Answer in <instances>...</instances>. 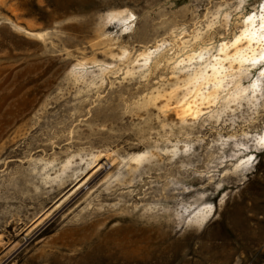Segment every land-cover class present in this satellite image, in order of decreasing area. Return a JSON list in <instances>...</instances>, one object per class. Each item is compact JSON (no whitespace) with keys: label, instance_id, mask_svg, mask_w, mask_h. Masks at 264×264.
<instances>
[{"label":"rangeland","instance_id":"obj_1","mask_svg":"<svg viewBox=\"0 0 264 264\" xmlns=\"http://www.w3.org/2000/svg\"><path fill=\"white\" fill-rule=\"evenodd\" d=\"M260 1L0 0V264H264V95L187 123L166 99L175 57L211 59Z\"/></svg>","mask_w":264,"mask_h":264},{"label":"bare ground","instance_id":"obj_2","mask_svg":"<svg viewBox=\"0 0 264 264\" xmlns=\"http://www.w3.org/2000/svg\"><path fill=\"white\" fill-rule=\"evenodd\" d=\"M133 17L134 14L130 10L119 9L108 12L105 20L113 23L115 21L116 24L118 23L120 25L119 27L123 33H127L132 29L131 20ZM163 45V42H157L153 48H146L139 52L132 62L131 68L127 71H131L135 67L142 69L150 66L153 58L161 52ZM206 50L207 47H200L197 51H186L187 53L183 57H175L173 68L177 73H185V77L180 79L179 76H175L176 81L173 87L167 92L166 99L169 101L172 99L171 97H175L173 111L180 123H187L188 120L197 119L203 112L202 106L205 103L207 105H209L208 103H215L220 93L224 91H228L226 92L227 104L241 102L244 99L253 102L263 98L264 0L258 3L255 11L246 13L242 16V26L239 32L234 34L229 40H222L218 45L216 54L212 55L211 59L204 57ZM129 54V51L124 49L121 51L119 59L124 60ZM251 67L252 69L259 70V72L256 77L251 79L250 84L245 86L240 80L244 72L250 70ZM108 69H110V66L104 64L100 68V72H106ZM73 70L83 71L84 63L75 64ZM230 85H235L233 90L228 89ZM181 89V97H178L179 94L177 91ZM170 105L171 104L167 102L163 107L168 108ZM255 145L264 146V128L262 132L255 137ZM100 154L93 155V158L96 161L99 160L101 158ZM145 158V154H137L131 157L130 160L138 167L145 162ZM96 161H93L88 166L93 164L91 167H97L95 169L97 171L98 168L102 167L98 161V163H95ZM68 163L69 162H67L66 165H69ZM243 164H237L235 168L241 169ZM130 169L133 168L131 167ZM80 180L81 179H79L77 183ZM211 212V206H205L195 212L192 217L189 218V221L192 224L206 223Z\"/></svg>","mask_w":264,"mask_h":264}]
</instances>
